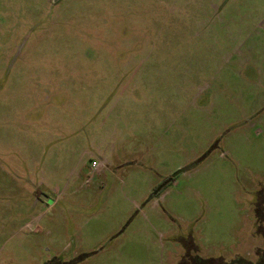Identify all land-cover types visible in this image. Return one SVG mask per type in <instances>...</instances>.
Instances as JSON below:
<instances>
[{"label": "rangeland", "instance_id": "obj_1", "mask_svg": "<svg viewBox=\"0 0 264 264\" xmlns=\"http://www.w3.org/2000/svg\"><path fill=\"white\" fill-rule=\"evenodd\" d=\"M263 193L264 0H0V264H245Z\"/></svg>", "mask_w": 264, "mask_h": 264}, {"label": "flooded vegetation", "instance_id": "obj_2", "mask_svg": "<svg viewBox=\"0 0 264 264\" xmlns=\"http://www.w3.org/2000/svg\"><path fill=\"white\" fill-rule=\"evenodd\" d=\"M253 205L255 218L254 222L256 227V236L258 237V243L256 244L253 251L255 259L253 261H245V264H264V193L255 199Z\"/></svg>", "mask_w": 264, "mask_h": 264}, {"label": "trees", "instance_id": "obj_3", "mask_svg": "<svg viewBox=\"0 0 264 264\" xmlns=\"http://www.w3.org/2000/svg\"><path fill=\"white\" fill-rule=\"evenodd\" d=\"M204 261H206V260H200V261H198V263H195V264H201V263H204ZM205 263H210V261L207 260Z\"/></svg>", "mask_w": 264, "mask_h": 264}]
</instances>
